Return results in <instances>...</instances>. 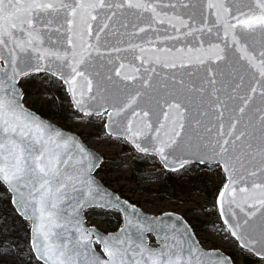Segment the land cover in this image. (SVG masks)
<instances>
[{
    "label": "snow or ice",
    "instance_id": "6c2138e0",
    "mask_svg": "<svg viewBox=\"0 0 264 264\" xmlns=\"http://www.w3.org/2000/svg\"><path fill=\"white\" fill-rule=\"evenodd\" d=\"M90 141L147 161L114 169L142 184L218 177L215 218L202 231L122 198ZM249 262L264 264V0H0V264Z\"/></svg>",
    "mask_w": 264,
    "mask_h": 264
},
{
    "label": "rangeland",
    "instance_id": "374dc122",
    "mask_svg": "<svg viewBox=\"0 0 264 264\" xmlns=\"http://www.w3.org/2000/svg\"><path fill=\"white\" fill-rule=\"evenodd\" d=\"M36 107H40V105ZM92 135H95V130H93ZM89 144L91 147L96 148L105 160L112 161L106 168V175L104 176L108 185L117 190L122 196H127L129 200L137 203L145 211H158L161 208L176 211L202 231L204 230L203 222L215 218L214 215H205L204 210L207 209L209 213L213 210V204L208 203V201L219 186L218 177L201 174L195 178H185L182 180L175 175L169 174L162 177L157 183L142 184L131 171L115 172L114 169L121 168L123 164H128L130 168H144L148 164L147 161H132L122 158L119 147L109 145L104 141H90ZM148 171L153 172L154 169L149 167ZM116 176L123 177V179L117 180ZM204 181L208 184L211 196H208L207 192L202 191ZM181 183H184L183 186ZM161 184L164 190H159ZM145 188L151 192L150 196L142 195V191ZM193 208H195V212L192 211ZM219 223L217 221V224ZM208 228L210 229L211 225H208Z\"/></svg>",
    "mask_w": 264,
    "mask_h": 264
},
{
    "label": "trees",
    "instance_id": "16d2710c",
    "mask_svg": "<svg viewBox=\"0 0 264 264\" xmlns=\"http://www.w3.org/2000/svg\"><path fill=\"white\" fill-rule=\"evenodd\" d=\"M37 108H40V107H37ZM45 115H47L48 113L46 112V110H44V109H40ZM105 179V178H104ZM105 182L107 183V180L105 179ZM108 184V183H107ZM183 184L184 183H181V185L183 186ZM160 189H163L164 190V188H163V185L161 184L160 185V187H159V190ZM202 191H204L205 193L207 192V195L208 196H211V194H210V191L208 190V184H207V182H205L204 181V183H203V187H202ZM214 194H215V192H214ZM214 194L209 198V201H208V203H210V204H213V201H214ZM127 197V196H126ZM250 263V262H249Z\"/></svg>",
    "mask_w": 264,
    "mask_h": 264
},
{
    "label": "water",
    "instance_id": "95a60500",
    "mask_svg": "<svg viewBox=\"0 0 264 264\" xmlns=\"http://www.w3.org/2000/svg\"><path fill=\"white\" fill-rule=\"evenodd\" d=\"M102 155V154H101ZM103 156V155H102ZM110 189H112L113 191H115L118 195H120L122 198H126V197H124V196H122L117 190H115V189H113V188H111L109 185H107ZM126 199H128V198H126ZM132 202V201H131ZM133 203H135V202H133ZM137 206L138 207H141V206H139L138 204H137ZM144 210V209H143ZM145 211V210H144ZM170 211H172V210H170ZM176 212V211H175ZM176 213H178V212H176ZM178 214H180V213H178ZM182 215V214H181ZM185 218V217H184ZM186 219V218H185Z\"/></svg>",
    "mask_w": 264,
    "mask_h": 264
}]
</instances>
